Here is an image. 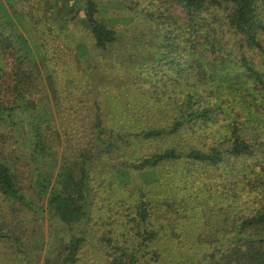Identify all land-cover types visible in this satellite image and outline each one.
<instances>
[{"label": "trees", "instance_id": "trees-1", "mask_svg": "<svg viewBox=\"0 0 264 264\" xmlns=\"http://www.w3.org/2000/svg\"><path fill=\"white\" fill-rule=\"evenodd\" d=\"M55 1L0 0V264L84 263L100 163L138 197L102 264H264V0H116L134 42Z\"/></svg>", "mask_w": 264, "mask_h": 264}, {"label": "rangeland", "instance_id": "rangeland-1", "mask_svg": "<svg viewBox=\"0 0 264 264\" xmlns=\"http://www.w3.org/2000/svg\"><path fill=\"white\" fill-rule=\"evenodd\" d=\"M96 1L98 3L104 2L106 4V11H104L101 14V16H105L106 18H108V21H110L113 25H120L122 28H124L126 30V37H125L124 41L125 42H134L135 41L134 39H136L137 36H139L142 31L136 30V24L135 23L127 25L125 23L124 19H119L117 17L118 15H123L126 12V5L123 6V9L118 10L117 8H118L119 4L116 0H96ZM133 1L136 2L137 0H133ZM55 2L57 5L56 7H58V6L64 7L65 3H67L66 0L65 1H63V0L58 1V3H57V1H55ZM60 2H62V5H60L61 4ZM61 7L59 8L60 15L61 16L67 15L66 9L61 8ZM173 11H174V13H176L178 15L184 14V11L178 5L174 6ZM23 21L26 24V26L29 28V21L25 17H23ZM77 23L81 24L82 28L86 27V23L83 21H77ZM30 34H31L30 37L35 36L33 31ZM27 37H29V36H27ZM35 38L37 39L36 36H35ZM36 44L38 45V43H36ZM78 85H80L79 87L82 86L80 84V82ZM44 87H45L44 94L49 95V97L54 100L56 95H54L53 91H54V88H56V85L51 84V81H49L48 79H45ZM67 87L70 88L71 85L68 84ZM83 88H87V87L83 86ZM86 90H88V88ZM85 100L89 101L88 104L89 103L91 104L93 101L92 97H87V96H86ZM104 102L106 104V111L108 113H110L112 110H114L117 113L118 106L116 103L114 104V101L111 102V100H109V101L104 100ZM111 103H112V106H111ZM115 112H114V114H115ZM111 116L113 117L114 115L112 114ZM112 117L109 116V119ZM104 164L105 163H100L94 169L95 177H94L93 183L95 184V186H94L95 191L93 194V199L95 198L98 201H102L101 205L98 204L97 216L102 217L105 220L109 217V215H112L114 217L112 219L114 225L112 227H108V226L104 227L103 225L101 227V225H99L98 227H96L94 229V231H92L91 236L89 237V241L87 242V246L84 248V251H83L82 257L85 258L83 264H102L101 260L99 259V255L94 253V251L96 249L95 239H96V237L101 236V234L104 233V231H106L107 229L110 230L112 228L115 230L113 233V236L115 239H117V238L122 239L124 236L129 238L128 230H127V228L124 227V224L126 223L125 216L128 217L129 214L130 215L133 214L132 213L133 212V206L136 205V202L138 200L137 195L132 193L130 188L121 189L123 187L119 186L118 184L113 183L115 181V178L112 176V174L110 175L108 173L109 170L107 167L104 166ZM119 187H121V188H119ZM166 196H167V193L164 196H158V198L163 199V198H166ZM150 198H152L154 203H157L156 193H152V196H150ZM175 203L178 206H182L183 208H187L186 206H184V204L182 202H179V200ZM155 211H156V208H155ZM117 212H120L122 215L117 216L116 215ZM156 213L159 214L157 211H156ZM158 219H160V217ZM47 228H48V226L46 224V229ZM52 230L53 229H50V230L48 229L47 234L50 235ZM98 231H100V232H98ZM122 234H124V236H122ZM51 237H52V241L54 242L56 237L52 236V234H51ZM91 237H92V239L90 240ZM40 249L45 250V246H43V247L41 246Z\"/></svg>", "mask_w": 264, "mask_h": 264}]
</instances>
